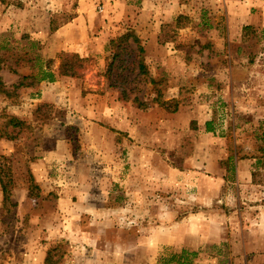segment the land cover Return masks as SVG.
<instances>
[{"label":"rangeland","instance_id":"1","mask_svg":"<svg viewBox=\"0 0 264 264\" xmlns=\"http://www.w3.org/2000/svg\"><path fill=\"white\" fill-rule=\"evenodd\" d=\"M0 132V264H264V0H0Z\"/></svg>","mask_w":264,"mask_h":264},{"label":"crops","instance_id":"2","mask_svg":"<svg viewBox=\"0 0 264 264\" xmlns=\"http://www.w3.org/2000/svg\"><path fill=\"white\" fill-rule=\"evenodd\" d=\"M79 16H76L75 18H77V20L79 19L78 18ZM76 20V19H75ZM74 24H76V21H74L73 20V22L72 23H66L65 25H63V26H60L59 27V29L60 28H64V27H67V28H71V26L73 27V25ZM74 43V42H73ZM58 76L56 75V78H55V76H54V78H53V82L52 83H56L57 81H58ZM87 106L89 107V105L87 104ZM120 106V105H119ZM110 109H112V108H109V111H110V117H109V119H107V120H110L111 119V113H112V110H110ZM115 112V111H114ZM120 118H121V114H120ZM91 123H95V122H91ZM60 156V155H59ZM246 166H249V160H239L238 162H237V165H236V169H235V173H236V176H237V178H240V176H243L244 177V170H245V167ZM38 173H41L42 172V170H40L39 168H38V170H36ZM33 172V171H32ZM34 173V172H33ZM249 175H251L250 173H249ZM250 177V176H249ZM40 180H42V178L40 179ZM220 180V185L222 184V178L221 179H219ZM89 187H90V185H89ZM79 190V191H78ZM77 191H78V193H79V196H82V198H83V201H85V203L87 204V206H83L82 208H83V210L81 209L79 212H80V214H82V213H84V212H91V210H93L94 209V206L92 205V204H90L92 201H90L89 199H87V198H89V193H88V190H87V187H85V186H82V187H78V189H77ZM61 199L62 200H64V196H61ZM73 214V213H72ZM71 214V216L72 217H74L75 216V214L74 215H72ZM182 222H179V223H177L178 225H177V227H176V229H177V231H176V235L174 236V242H172L171 244H177L179 247H183V248H185L186 246H189V244H188V240L193 236V235H197V237H200V236H202L200 233H203L204 235H208L207 233H206V231L204 230V229H201V228H196V224L195 225H193V222H191L190 221V223H187L186 221H184V219L183 220H181ZM202 241H199L198 243H201Z\"/></svg>","mask_w":264,"mask_h":264},{"label":"trees","instance_id":"3","mask_svg":"<svg viewBox=\"0 0 264 264\" xmlns=\"http://www.w3.org/2000/svg\"><path fill=\"white\" fill-rule=\"evenodd\" d=\"M65 22H61L60 24H54L52 19L50 21V30L54 31L56 30L60 25L64 24ZM70 75H72V72H69ZM41 77L39 78L40 81H52L53 80V72L50 70L43 69L41 71ZM13 120H16V117L11 116L10 117ZM15 118V119H14ZM206 130L211 131V128L209 127V123H206ZM5 133L0 132V138L3 137ZM234 169V168H232ZM2 185V184H1ZM2 190L6 198L7 189L6 185H2ZM196 256L195 251H190L186 248H181L179 251H173V250H167L159 257V264H193V259ZM45 264H50V257L49 252H47L45 259Z\"/></svg>","mask_w":264,"mask_h":264}]
</instances>
